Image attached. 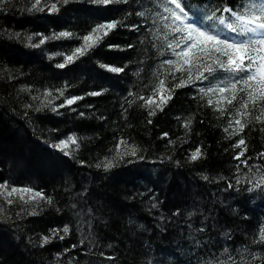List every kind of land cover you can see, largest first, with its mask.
<instances>
[{"label":"trees","instance_id":"trees-1","mask_svg":"<svg viewBox=\"0 0 264 264\" xmlns=\"http://www.w3.org/2000/svg\"><path fill=\"white\" fill-rule=\"evenodd\" d=\"M25 2L5 0V6L11 10L0 11V27L7 25L15 32L26 30L45 34L70 27L79 36L50 40L36 48L27 44L26 37L19 40L6 32L0 33L3 48V55H0V162L3 163L0 174L11 177L17 183L43 187L48 195L55 196L52 207L45 204L42 208H38L33 200L16 196L11 198L13 204H8L7 199H0V217L10 216L9 219H0V264H70L69 254L58 260L55 253L77 242L81 238L78 233L66 235L62 241L53 239L43 246L39 243V236L61 223L63 214L56 210L55 204L64 207L75 203L73 192L83 187L89 188L87 202H80L85 210L89 204L107 209L119 208L125 212L131 208L132 219L143 227L128 226L127 214L121 218L113 213L107 227L101 225L97 228L98 247L88 254L72 249L71 255L76 257L74 264H152L154 256L174 249L178 236L176 225H172L168 232L156 228L155 217L161 214V210L165 216L173 215L176 207L181 208L184 216L195 207L204 208L205 211L210 209L219 225L233 230V239L229 242L232 248L245 257V248L254 253L260 241L253 244V237H259V230L264 227V197L247 193L228 196L226 191H221L225 187L224 181L214 179L216 176L244 177L249 171L245 164H240V172L235 171L237 161L232 157L239 146L233 148L232 145L241 134L230 137L225 132V128H229L228 120L233 118L228 116V111L245 123L243 135L249 149L246 153L250 157L249 164L255 163V153L264 148V125L259 122L253 125L248 116L238 115L243 103L241 94L237 93L235 100L230 94V103L225 105L224 100L219 99V93L212 97L200 94L201 98L194 99L191 86L173 89L176 94L164 110H156L155 115L149 117L151 106L146 98L140 97L154 95L158 100L161 87L164 88L163 94L169 95L168 87L172 83L169 79L171 67L166 69L160 64V61L169 59V41L164 39L167 29L162 24L154 29H144L141 25L142 31L139 32L120 25L106 36L100 30L99 35L103 38L88 55L69 63L66 69H60L55 65L64 59L63 53L82 44L81 37L91 31L94 23L104 18H121V11L117 9L124 10L128 6L122 3L102 6L91 4L90 0H72L60 13L50 15L46 12L22 11ZM187 2L190 6L203 8L206 0ZM233 2L243 7L248 0ZM155 3L156 0H151V3L150 0H135L132 5L135 14L129 16L125 23L139 21V12L155 10ZM137 4L142 6L137 8ZM94 8L105 10L96 12ZM38 39L34 37L33 42ZM95 39L94 35L88 43H93ZM126 43L136 46L125 50L107 47L108 44ZM49 51H57L60 55L49 59ZM8 57H12V61ZM104 63L124 66L125 71L116 73L105 69ZM21 70L24 76L18 75ZM9 73L14 79L8 78ZM217 79L222 80L223 77ZM65 80L71 85L65 89L66 94H78L100 87L106 90L100 96H85L72 106L53 112L48 101L52 96H59V93L49 95L43 89H63ZM29 84L32 88L27 87ZM245 87L240 85L241 89ZM153 88L156 89L155 93L152 92ZM246 95L244 92L243 96ZM209 98L214 100L213 105L207 104ZM217 99L226 108L223 114L215 103ZM62 102V98L53 100V103ZM25 104H32V109L25 108ZM89 104L94 108H89ZM25 111L30 112V118L24 117ZM79 111L92 115L80 117ZM257 114L253 110V118ZM100 115L107 119L99 120L97 117ZM149 119L152 123H148ZM185 121L188 123L185 124ZM51 129L59 131L51 132ZM165 131L169 132L168 137L160 135ZM72 134H75L74 140L71 139ZM50 135L58 139L68 138L72 155L54 149ZM120 136L138 145L142 155H162L163 161H138L114 168L106 175L102 167L96 168V164L104 163V156L112 158L117 151H124L126 145L120 149L115 147ZM169 139L175 144H169ZM197 146H201L204 155L198 154L196 161H190L191 150ZM169 156L172 157L171 161L167 159ZM80 159L87 163L80 165ZM177 160L180 161L179 165ZM259 163L264 164V160ZM202 173H207L213 179L205 181ZM69 185L73 186L72 191L65 192L63 189ZM56 186L59 187L54 194L52 189ZM141 191H146L144 197L135 195L134 199H127ZM153 192L161 202V209L155 210V215L147 206L148 197ZM35 200L39 201L40 197L37 196ZM196 222L198 224L199 220ZM14 224L20 227H14ZM223 230L220 228L211 233L214 240ZM146 241L150 243L146 244ZM220 241L223 243V238ZM108 244H113V248L108 249ZM89 248L92 249L93 245L89 244ZM105 249L109 252L115 250L117 257L108 261L100 255Z\"/></svg>","mask_w":264,"mask_h":264},{"label":"snow or ice","instance_id":"snow-or-ice-1","mask_svg":"<svg viewBox=\"0 0 264 264\" xmlns=\"http://www.w3.org/2000/svg\"><path fill=\"white\" fill-rule=\"evenodd\" d=\"M93 5L109 6L113 3H122L127 5L121 11V18H104L101 22H96L91 28V31L86 32L82 37L83 43L75 46L70 51L63 53L64 59L57 62V68L66 69L69 63H74L81 56L89 54L90 50L98 44L103 38L99 35L100 30L103 34L108 35L113 29L120 25L128 28L129 30L142 31L141 25L144 29L155 28V26L162 24L167 29L164 39L169 41L167 51L169 52V59L160 61V64L166 69L171 67L169 79L172 81L171 86L168 87L169 95H165L163 86L161 87V95L157 100L154 95L147 97H140V99H147L151 110L149 117L155 115L156 110L163 111L164 107L169 103L175 92L173 89L188 88L191 86L193 91L191 95L194 99L201 98L200 94H207L209 97L216 96L219 93V99H223L225 105L230 103L229 95L232 99L237 98V93L241 94L243 103L240 105L238 115L248 116L251 123L254 125L256 122L264 125V0L259 4L254 0H248L243 7L239 3H234L233 0H206L203 8L190 6L187 0H156L154 9L152 11L139 12L140 20L137 22L125 23L129 16L135 14V8L132 5L135 0H90ZM72 0H26L22 6V11L29 13L41 12L47 14H58L64 6L70 5ZM151 3V0H150ZM142 5L137 4L136 7ZM9 7L5 6V0H0V11H10ZM96 12H102L103 8H94ZM149 16L152 17L149 20ZM6 32L9 36H14L16 39L23 40L26 37L27 44L30 47L39 48L47 41L58 39H71L74 36H79L78 32H74L70 27L61 28L59 31L53 30L50 34L43 32H27L22 30L19 32L13 31L7 25L0 27V33ZM96 39L93 43H88L89 39L93 36ZM34 37H39L38 40L33 42ZM145 39L147 37H144ZM134 43L126 44H108V48H115L120 50L134 49ZM0 55H3L2 44H0ZM60 55L57 51H49V59ZM12 61V57H8ZM18 63V61H16ZM132 63V61H128ZM105 69H110L116 73L125 71L124 66H114L110 63H104ZM19 76H24L21 70ZM223 77V79H217ZM10 80L14 77L9 73ZM215 81V83H212ZM240 85L246 86L244 89ZM68 80L64 81V88H51L45 87L43 91L49 95L53 92L59 93V96H52L48 101L53 112H57L65 106H72L74 102L83 100L85 96H100L105 92V88L89 89L87 92L78 94H66L65 89L70 87ZM28 88H32L29 84ZM156 89L153 88L152 92L155 93ZM246 92V97L243 93ZM134 93H128L133 95ZM62 103H53V100L61 99ZM35 99V97H33ZM219 99L215 101L217 107L221 108L223 114L226 111L224 106L219 104ZM125 103H128L125 100ZM208 105H213L214 100L209 98ZM25 108L32 109V104H25ZM89 108H94V105L89 104ZM121 110L124 111L123 105ZM253 110L258 114L253 118ZM76 111V109H73ZM24 117L30 118V112H23ZM80 117L91 116L92 113L87 111H79ZM236 114L228 111V116L233 117L228 120L229 128H225L228 135L236 136L239 138L235 140L232 145L233 148L239 146L232 157L237 161L235 171L240 172V164H245L248 167V173L244 177L233 176L231 178L224 176H216L214 179L217 181H224L225 187L221 189L222 192L226 191L228 196L239 195L240 193H247L250 196L259 194L264 197V164H260V160H264V148L255 153V163L249 164L250 157L246 155L249 149L246 143L245 136V123L242 119H236ZM99 120H106V116H98ZM148 123H152L149 119ZM188 121H185L187 124ZM231 129V131H230ZM51 132H58V129H51ZM162 137H168L169 132H161ZM49 139L52 141V147L58 152H63L65 155H72L71 149L68 148V138H57L50 135ZM71 139H75V134H72ZM169 144L174 145L175 141L169 139ZM124 151H117L116 154L109 158L104 156V163H97L96 168H103L105 174H110L111 170L123 165L134 164L138 161L147 159L161 160L163 156L142 155L141 149L134 142L125 136H120L116 141V149L125 146ZM80 147L79 144L76 145ZM227 151V149H226ZM200 156L204 155L201 146H197L191 150V155L188 157L190 161H196ZM243 157V159H241ZM169 161L172 157H167ZM80 165H85L87 162L80 159ZM176 163L179 165L180 161ZM11 165L9 164V167ZM3 163L0 162V170H2ZM205 181H211L207 173H202ZM59 186L53 187L52 191L55 194ZM71 185L65 187V192L72 191ZM7 189L9 196L11 193H20L23 199H32L25 195L26 193H34L40 197L39 201H35L38 208H42L45 204L48 207L53 206L55 199L54 195H48L47 190L43 187L33 186L28 183H17L11 177H6L0 174V190ZM234 190V191H233ZM151 191V190H146ZM146 191L134 193L133 196L127 197L128 200L134 199L135 195L144 197ZM89 192L88 187H83L81 190L73 192V199L75 203L61 207L55 204L58 212L63 214V219L60 224L49 228L46 233H41L39 236V243L41 246L52 241L53 239L64 240L66 235L79 234L81 238L77 242L72 243L70 247L63 248L62 251H57L55 257H64L68 255L70 264H74L76 257L71 255L72 249H79L85 254L98 247L96 243L97 228L101 225L107 227L110 217L116 213L121 218L127 214V225L131 227H143L137 225L132 219L131 208L127 212L123 209H107L103 206L97 205L93 207L89 204L86 210L81 207V201H86V194ZM8 204H13L14 200L7 199ZM148 210L153 212L161 209V202L153 192L148 197ZM21 211H26L22 209ZM35 211V209H33ZM17 213V217H19ZM245 215L247 213L245 212ZM10 216L0 217V219H9ZM197 219L199 223L197 224ZM155 227L163 232H168L172 225H176L175 231L178 236L174 241V249L167 253H161L152 258V264H264V227L260 228V236L253 237V244L259 240L260 244L257 245L256 251L248 252L247 248L243 251L247 252L245 257L241 252L232 248L229 243L232 239V229L227 226L219 225L216 218L212 215L211 210L205 211L204 208L195 207L187 211V215L181 211V208L176 207L173 215L165 216L161 210V214L155 217ZM14 227L19 228L20 225L14 224ZM223 228L219 232L218 237L214 240L211 233L214 230ZM152 231V229H149ZM220 238H223L221 243ZM150 243L149 241L145 242ZM89 244L93 248H89ZM108 249L113 248V244L107 245ZM219 249V251H217ZM100 255L106 257L108 261H112L117 257L115 250L109 252L107 249L101 251Z\"/></svg>","mask_w":264,"mask_h":264},{"label":"rangeland","instance_id":"rangeland-1","mask_svg":"<svg viewBox=\"0 0 264 264\" xmlns=\"http://www.w3.org/2000/svg\"><path fill=\"white\" fill-rule=\"evenodd\" d=\"M25 195H27L28 197L32 198V199H28V200L36 201L35 199H36L37 196L34 193H26ZM15 196L21 198V194L20 193H11V195L9 196V193H8L7 189L0 190V199H9V198H12V197H15ZM21 199H23V198H21ZM23 200H26V199H23ZM31 207H32V205H31Z\"/></svg>","mask_w":264,"mask_h":264}]
</instances>
